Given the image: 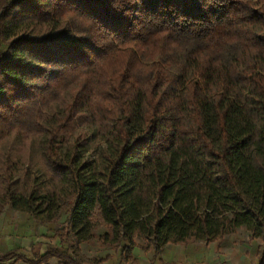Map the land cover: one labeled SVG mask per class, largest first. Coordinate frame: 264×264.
<instances>
[{"label": "trees", "instance_id": "obj_1", "mask_svg": "<svg viewBox=\"0 0 264 264\" xmlns=\"http://www.w3.org/2000/svg\"><path fill=\"white\" fill-rule=\"evenodd\" d=\"M13 129L45 170L9 151L0 198L66 219L0 263L101 264L77 255L104 227L109 264L240 228L264 264V0H0V146Z\"/></svg>", "mask_w": 264, "mask_h": 264}, {"label": "rangeland", "instance_id": "obj_2", "mask_svg": "<svg viewBox=\"0 0 264 264\" xmlns=\"http://www.w3.org/2000/svg\"><path fill=\"white\" fill-rule=\"evenodd\" d=\"M22 133L18 129H13L9 136L5 138L0 146V169L3 167V161L6 154L9 151L17 158H21L24 164L28 165L30 159L33 162L34 168L37 169L44 166L40 159L37 149L33 146L32 137H22ZM102 145V144H101ZM102 149H92L87 155L89 157L99 156ZM38 164V165H35ZM66 219V214H62L59 220L55 222H43L28 213H23L15 210L12 206L4 202L0 198V253H4L11 249L23 248L27 254L32 255L34 250H37L40 254L46 252L47 248L52 245H59L60 238L58 237V231L63 227V223ZM105 231V228H99L96 232V237L86 243L79 245V254L77 258L83 263H90L94 260L105 259L109 256L107 261L101 264H109L115 259V251L109 246L103 245L98 236ZM251 244V242H246ZM250 247L249 256L252 259V264L257 263L256 256ZM0 264H28L21 260L9 261ZM48 264H58L56 258L50 259ZM126 264H137L136 260L132 256Z\"/></svg>", "mask_w": 264, "mask_h": 264}, {"label": "crops", "instance_id": "obj_3", "mask_svg": "<svg viewBox=\"0 0 264 264\" xmlns=\"http://www.w3.org/2000/svg\"><path fill=\"white\" fill-rule=\"evenodd\" d=\"M246 242H250V234L240 228L218 243L168 244L161 253L153 255L138 238L132 255L137 264H252L251 244Z\"/></svg>", "mask_w": 264, "mask_h": 264}]
</instances>
